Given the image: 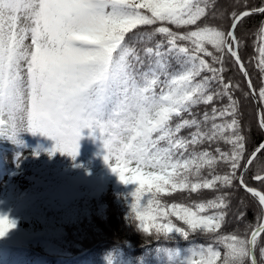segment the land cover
I'll list each match as a JSON object with an SVG mask.
<instances>
[{
	"label": "snow or ice",
	"instance_id": "6c2138e0",
	"mask_svg": "<svg viewBox=\"0 0 264 264\" xmlns=\"http://www.w3.org/2000/svg\"><path fill=\"white\" fill-rule=\"evenodd\" d=\"M208 7L207 0H0V135L21 143L19 132H40L55 141L51 153L59 150L75 159L82 129L98 131L107 150L105 161L115 158L112 171L125 184L139 185L133 193L131 216L140 230L154 231L157 239L163 236L165 240L177 234L187 239L190 231L209 232L225 249L223 255L212 244L190 247L183 255L179 248L158 249L169 264H244L247 258L256 264L253 248L264 235V193L247 188L242 178L241 186L257 196L262 206L260 222L246 237L217 234L224 211L202 214L226 206L223 197L194 205H167L159 199L161 194L176 191L194 193L214 189L218 183L231 185L242 156L244 138L238 134L237 120L227 125L214 122L217 117H234L236 101L218 75L223 69L213 64H222L226 50L248 76L234 46L238 45L235 29L253 12L264 13V7L233 14L227 32L201 26ZM169 24L195 27L176 32ZM154 25L159 26L146 33L148 39L156 34L164 39L145 47L141 56L126 37ZM260 31L264 34V25ZM206 45L221 55H214ZM258 51L264 71V41ZM169 58L175 60L176 70H171ZM204 71L211 76L198 79ZM211 80L222 84V90L212 92ZM248 84L251 89L250 79ZM222 95L229 98L227 108L213 107L211 117L204 113L203 122L192 116L193 106ZM259 96L264 98V87ZM184 113L192 118H184ZM209 119L213 120L211 127L202 131L201 124ZM259 123L264 128V116ZM185 128L196 130L181 136ZM228 129H233L231 135H225ZM218 138L233 146L231 153L217 149L232 172L202 179L201 169H211L217 157L195 146ZM259 150H264V143ZM256 179L264 180V176ZM172 216L187 229L174 223ZM13 227L15 221L0 214V237Z\"/></svg>",
	"mask_w": 264,
	"mask_h": 264
},
{
	"label": "trees",
	"instance_id": "16d2710c",
	"mask_svg": "<svg viewBox=\"0 0 264 264\" xmlns=\"http://www.w3.org/2000/svg\"><path fill=\"white\" fill-rule=\"evenodd\" d=\"M209 7L206 10V16L199 22L201 26L208 25L217 27L225 32L229 31L233 14H238L246 8H253L264 4V0H207ZM264 25V13H253L237 25L235 35L238 41V50L244 61L250 75L253 86L256 90L261 109L264 116V98L259 96V89L264 87V71L259 66V46L262 33L261 26ZM154 26H143L135 34H128L126 37L129 43L133 45L141 54L143 49L152 46L164 39L160 34L148 39L146 33L151 32ZM173 31L184 32L194 30L195 26H182L177 28L174 25H167ZM187 44L188 42H180ZM209 51L214 55L217 53L211 45H206ZM164 50V49H163ZM209 63L211 57H204ZM171 70L177 68L174 59L169 58ZM147 58H145V68L147 67ZM214 67L222 68L223 82L229 85V94L235 103V116L226 115L217 117L215 123L227 125L233 118L237 120L238 134L243 136L244 148L239 167L236 169L235 178L231 185L217 184L214 189H198L196 192L189 190L176 191L170 194H161L159 196L162 204L171 205L173 203H182L185 205H194L206 203L209 199L225 200V205L219 209H207L205 213L211 215L213 211H224L225 220L217 234L238 235L246 237L251 229L260 222L261 205L258 197L248 192L239 182V174L243 163L250 152L259 144L264 137L261 129L255 103L250 95L245 78L234 58L225 50L222 54V64H213ZM211 76V73L204 71L198 78ZM163 78V77H162ZM222 84L217 80L209 82V89L212 92L222 90ZM230 104L227 95L216 96L208 104L200 103L191 109L192 116L203 122L204 113L212 115V108H227ZM184 118H192L188 113L183 114ZM179 122L174 119V123ZM213 120L209 119L207 123L201 124V130L207 131ZM195 128H185L180 133L181 136H189ZM233 129H228L225 135H231ZM197 151H208L217 157L216 163L210 169L202 168L200 176L202 179H211L214 175H225L232 172L229 162L219 158L220 152L231 153L233 146L224 139L218 138L213 141H203L195 146ZM192 146L189 147V151ZM264 176V150H261L253 159L243 176V181L247 185L258 187L264 192V180H258L255 177ZM139 187L134 186L123 192H115L111 186L100 197H91L86 200H80L69 213L64 214L48 207L44 201L26 202L27 208L23 214L29 213V220H23L15 223V234L22 230L27 236V242L21 244L19 249L11 246L9 251L4 246L0 247V254L10 256L9 263H15L17 252L34 255L47 261L49 264H169L166 254L158 252L163 248H179L182 255L187 253L190 247H207L212 244L223 255L225 249L222 244L216 243L215 235L209 232L197 230L195 233L190 231L187 239L175 237L173 240H165L163 236L157 239L154 231L143 232L137 227L136 221L132 219L131 205L135 201L133 193ZM106 203V213L104 216H98L87 213L97 209L100 203ZM29 212V213H28ZM178 226L185 227L182 221L175 216L170 217ZM7 239V238H5ZM264 248V235L258 237L257 244L254 247L258 264H264V255L261 249ZM244 264H251V259L247 258Z\"/></svg>",
	"mask_w": 264,
	"mask_h": 264
},
{
	"label": "rangeland",
	"instance_id": "374dc122",
	"mask_svg": "<svg viewBox=\"0 0 264 264\" xmlns=\"http://www.w3.org/2000/svg\"><path fill=\"white\" fill-rule=\"evenodd\" d=\"M19 15L23 26V13ZM26 43H30V38ZM17 139L21 143H15L8 137L0 145V214L6 215V205L10 200L13 203L17 196L27 194L32 197L47 195L50 205L62 207L76 196L101 192L106 187L108 175L115 177L113 188L116 191H124L137 184H125L112 171L110 165L116 166L115 158L111 156L110 161H105L107 150L98 131L82 129L75 159L59 150L51 153L55 141L40 132L21 131ZM54 183L59 184L60 192ZM105 209L106 205L101 204L97 214L103 216ZM176 237L181 236L177 234Z\"/></svg>",
	"mask_w": 264,
	"mask_h": 264
},
{
	"label": "water",
	"instance_id": "95a60500",
	"mask_svg": "<svg viewBox=\"0 0 264 264\" xmlns=\"http://www.w3.org/2000/svg\"><path fill=\"white\" fill-rule=\"evenodd\" d=\"M261 7H264V6H261ZM261 7H259V8H261ZM256 9H258V8H256ZM250 10H254V9H250ZM245 11H249V10H245ZM244 12V11H243ZM258 12V11H257ZM242 13V12H241ZM232 26V25H231ZM236 48V47H235ZM236 50H237V48H236ZM239 54V53H238ZM240 56V55H239ZM241 59V58H240ZM242 61V60H241ZM244 64V63H243ZM244 67H245V65H244ZM246 69V68H245ZM245 76V75H244ZM246 78V82H247V85H248V87H249V84H248V80L250 79V77H249V75L247 76V77H245ZM251 84H252V82H251ZM249 90H250V92H251V95H252V97H253V99H254V101H255V103H256V109H257V114H258V119H259V121H260V118H261V113H260V105H259V103H258V100H257V98H256V94H255V91H254V88H253V85H252V88L250 89L249 88ZM263 130H264V128H263ZM262 143H264V138L262 139V141L258 144V146L249 154V156L247 157V159L245 160V163H244V165H243V168H242V171H241V173H240V179L242 178V176H243V174H244V172H245V170L247 169V167H248V165L250 164V162L252 161V159L257 155V153L260 151L259 150V146L262 144ZM247 188H251V189H253V190H255V191H258V192H261V193H263L262 191H260L258 188H255V187H249V186H246ZM253 253H254V250H253ZM255 255V254H254ZM255 258H256V256H255ZM256 264H257V260H256Z\"/></svg>",
	"mask_w": 264,
	"mask_h": 264
},
{
	"label": "clouds",
	"instance_id": "9594fccd",
	"mask_svg": "<svg viewBox=\"0 0 264 264\" xmlns=\"http://www.w3.org/2000/svg\"><path fill=\"white\" fill-rule=\"evenodd\" d=\"M120 179V178H119Z\"/></svg>",
	"mask_w": 264,
	"mask_h": 264
}]
</instances>
